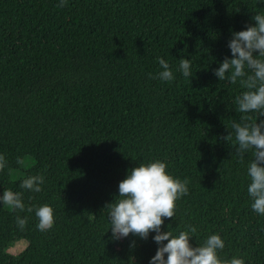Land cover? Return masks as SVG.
Here are the masks:
<instances>
[{
    "label": "trees",
    "instance_id": "16d2710c",
    "mask_svg": "<svg viewBox=\"0 0 264 264\" xmlns=\"http://www.w3.org/2000/svg\"><path fill=\"white\" fill-rule=\"evenodd\" d=\"M59 4L0 0V154L7 160L0 196L21 192L34 208L12 211L0 201V264H150L156 233L113 239L106 205L119 199V182L132 168L156 160L189 181L162 232L194 226L192 247L216 234L225 245L220 260L264 264V215L247 191L254 150L241 162L231 127L244 115L235 98L247 89L214 74L232 57L233 33L264 15V0ZM158 57L168 62L171 82L150 78L162 71ZM181 59L191 61L189 78ZM229 132L232 141L224 139ZM35 175L44 177L42 190L22 189ZM45 204L54 224L42 232L35 208ZM17 215L28 218L23 230ZM19 239L25 246L9 252Z\"/></svg>",
    "mask_w": 264,
    "mask_h": 264
},
{
    "label": "clouds",
    "instance_id": "9594fccd",
    "mask_svg": "<svg viewBox=\"0 0 264 264\" xmlns=\"http://www.w3.org/2000/svg\"><path fill=\"white\" fill-rule=\"evenodd\" d=\"M67 0H60L59 7L65 6ZM254 26L246 30L234 32L228 42L232 57H225L214 74L219 80L227 79L230 83L247 89L235 98L237 111L241 114L240 122H233L235 141L238 144L236 153L242 162L245 154L254 150V159L249 163L247 174L250 184L247 191L252 198V209L264 215V119L257 122L258 117H264V15L256 14ZM258 52V55H254ZM162 69L157 76L149 74L150 78L171 82L174 74L168 62L157 58ZM179 71L184 77L192 75L191 61L181 59ZM249 113H257L253 120ZM232 141V133L224 137ZM20 163V161H17ZM7 167V160L0 154V171ZM165 162L156 160L148 164H140L131 169L130 173L119 182V199L107 204L109 209L110 228L113 239L127 237L130 233L147 239L150 232H155L154 241L160 245L150 264H244V260L233 258L222 261L217 250L224 248V241L219 235L213 234L207 238L203 246L192 247L189 243L190 234L196 232L194 226H188L187 231L173 235L170 231H161L164 218L176 214V202L188 194L187 179L183 181L173 178L166 171ZM44 183L42 175L29 176L22 181L21 188L40 192ZM0 201L12 211L33 212L32 206H26L21 192L3 191ZM38 218V230L45 232L54 224L53 209L45 204L35 208ZM28 222L27 217L17 215L16 224L23 230ZM167 241V243H163ZM165 254L167 257L165 259Z\"/></svg>",
    "mask_w": 264,
    "mask_h": 264
},
{
    "label": "rangeland",
    "instance_id": "374dc122",
    "mask_svg": "<svg viewBox=\"0 0 264 264\" xmlns=\"http://www.w3.org/2000/svg\"><path fill=\"white\" fill-rule=\"evenodd\" d=\"M30 161H31L30 158H28L21 163L19 168L12 170L11 171V179H16L17 177H20L23 174L26 166L30 164ZM5 207L9 208L6 205H5ZM25 244H26V241L24 239L16 240L8 246V250H9V252H11L13 254L17 253L25 246Z\"/></svg>",
    "mask_w": 264,
    "mask_h": 264
}]
</instances>
